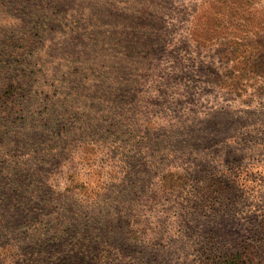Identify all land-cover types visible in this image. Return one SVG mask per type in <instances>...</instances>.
<instances>
[{"label": "rangeland", "instance_id": "1", "mask_svg": "<svg viewBox=\"0 0 264 264\" xmlns=\"http://www.w3.org/2000/svg\"><path fill=\"white\" fill-rule=\"evenodd\" d=\"M45 4L51 7L49 16L58 18L50 25L61 32L54 38L57 54L64 50L61 35L75 27L78 32L86 30V19L87 30L104 33L93 40H103L105 67L85 70V75L118 79L122 84L118 96L125 104L116 111L131 117L124 127L131 132L124 130L119 141L116 136L103 137L101 154L110 160V170L113 166L119 170L117 193H109L105 207L94 211L106 220L87 213V222L83 221L95 229L100 244L108 239L124 251L122 257L115 253L102 264H230L233 256L245 252L254 253L253 264H264V67L251 54L264 51V0H55V7L50 0H0V27L7 14H19L29 22L23 15L31 14L30 8L41 14ZM28 32L33 37L34 31ZM159 36L177 44L173 53L158 51L163 49ZM204 36L212 39L199 44ZM47 38H36L31 49L41 46L36 53L41 54ZM29 39L19 33L1 42L6 53L0 61L5 60L0 63V91L15 80L17 71L26 70V82L29 88L34 85L35 93L43 97L46 85L53 84L60 95L69 76L65 69L71 66L73 71V65L61 66L58 58H48V66L43 60L25 68L8 65L14 52L15 58L28 53ZM198 45L204 48L203 57L186 61L198 57ZM221 51L235 52L228 61L233 67H228L230 74L222 65ZM209 53L217 55L204 58ZM91 56L87 49L86 60ZM175 63L183 70L176 78L171 77ZM160 75L174 82L171 92L179 96L178 105L156 92ZM227 79L240 81L235 92L220 88ZM107 114L113 116V111ZM146 120L181 122L186 129L177 134L184 137L164 140L161 133L148 134ZM158 138L164 143L156 142ZM66 178L60 176L59 184L64 185ZM165 179L172 181L166 190ZM90 182L96 184L94 178ZM129 192L131 199L124 197ZM155 193L159 196L153 202ZM120 197L124 199L119 201ZM188 201L193 207L185 210ZM118 211L119 217L125 215L136 225L134 229L139 222L144 224L138 242L127 236L133 227L119 220L109 224ZM152 237L154 243L149 244Z\"/></svg>", "mask_w": 264, "mask_h": 264}, {"label": "trees", "instance_id": "2", "mask_svg": "<svg viewBox=\"0 0 264 264\" xmlns=\"http://www.w3.org/2000/svg\"><path fill=\"white\" fill-rule=\"evenodd\" d=\"M50 2L51 6L52 4L56 6L55 0ZM13 5L16 6V3ZM19 6H22V3ZM43 6L45 9L41 14H36L37 10L30 8L28 11L31 14L23 15L29 22L24 21L22 16L20 18L19 14H7V17L2 19L0 61L6 53L1 42L7 43L22 33V36L30 38L25 48L28 53L15 58L17 52H14L11 56L14 61L8 64L11 69L16 66L25 68L35 60H43L44 65L48 66V58L62 59L61 66L67 63L73 65L75 69L72 71L71 66H68V70L65 69V75L69 76L65 80L67 86L60 95L57 94V85L53 84L46 85V90L42 92L43 97L38 91L35 93L34 85L29 88L26 82V70L17 71V74L13 75L15 80L0 91V264H102L115 253L122 257L121 252L124 251L120 245L108 239L102 240L100 244L101 240L98 241L95 237V229L87 228L83 221L87 222V217L84 218L87 213H93L92 218L95 217L100 222L106 220L102 213L95 214L94 211L105 207L109 193L112 191L117 193L119 170L116 166L110 170V160L101 154L106 143L103 137L113 140L116 136V140L119 141L121 133L126 129L124 127L129 126L127 123L131 117L127 113L119 112L125 104V100L118 96L122 84L118 79L104 80V75L101 74L105 67L102 62L105 56L100 47L103 40L93 39L103 38L104 33L87 30L89 20L86 19L84 23L86 30L78 32V28L75 27L74 30L61 35L64 36L61 43L64 50L62 54H57L54 38L61 32L54 31L55 27L50 25L56 24L58 18L53 19L54 15L49 16L47 12L51 8L49 5ZM15 20L20 21V24ZM29 30L34 31L33 37L29 35ZM45 36L49 38L43 44L41 54H36L41 46L32 49L31 46L36 42V38ZM211 39L204 36L199 44ZM157 40L159 45L163 41V49L158 50L162 53H173L177 48V44H170L162 36ZM200 47L202 46H197L198 57L188 58L186 61L192 63L202 58L201 50L204 48L199 51ZM87 49L92 55L89 60H86ZM254 51L257 53L256 49ZM234 54L235 52L231 51L219 53L224 60L222 65H226L228 73L231 72L228 67L233 68L228 65V61L232 60L231 55ZM251 54L257 61L264 59V51H261V55L258 53L255 55L253 51ZM215 55L217 53H209L204 58H213ZM257 61L256 64L260 63L264 67V63ZM176 63L171 76L175 78L183 73L181 66ZM92 68L97 70L101 68V75L91 74L87 77L85 70L91 72ZM160 73L162 74L163 70ZM72 78L75 79L74 82ZM158 78H161V82L156 92L159 96L164 94L171 101L175 100L173 104L178 105L179 96H174L176 92H171L174 82L170 77L160 75ZM239 84L238 80L227 79L222 83L225 86L221 85L220 88L235 92ZM39 87L42 89L43 85ZM86 87L87 95H83ZM57 99L62 101L58 102ZM75 100H78L77 104ZM110 105H114L115 109H110ZM111 110L113 116L107 114ZM160 123L146 120L144 125L148 134L161 133L164 140L177 135L184 137L177 134L178 129L179 132L186 129L181 122L174 125L169 122ZM62 175L67 177L64 185L59 184ZM92 178L96 184L90 182ZM108 179L112 182L108 183ZM170 184L172 181L165 179L162 183L163 189L166 190ZM62 186L65 187V191L62 190ZM131 196L129 192L124 197L131 199ZM158 196L155 193L151 196V201L156 202ZM117 199L118 197L113 196V203L117 202ZM123 199L120 197L119 201ZM192 207L190 201L183 206L185 210ZM119 215V211L112 214L109 224L119 220L123 225L133 227L127 236L133 242H138L140 235L144 233L141 228L144 224L139 222V228L134 229L136 225L132 226V221H127V216ZM47 217L50 220H45ZM154 239L152 237L149 244H153ZM254 259L256 260L254 253L245 252L233 256L229 263L253 264Z\"/></svg>", "mask_w": 264, "mask_h": 264}]
</instances>
